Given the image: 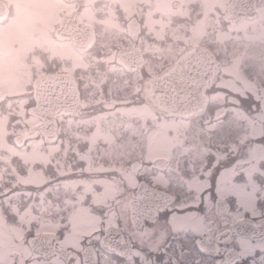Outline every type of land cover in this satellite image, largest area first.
I'll use <instances>...</instances> for the list:
<instances>
[{
	"label": "flooded vegetation",
	"instance_id": "obj_1",
	"mask_svg": "<svg viewBox=\"0 0 264 264\" xmlns=\"http://www.w3.org/2000/svg\"><path fill=\"white\" fill-rule=\"evenodd\" d=\"M171 73L195 89L187 103L196 115L166 109L154 80ZM211 89L230 90L235 100L223 96V106L246 130L221 140L212 171L198 172V199H209V180L224 164L258 206L264 0H0V264H75L85 250L110 264V250H155L172 238V228L147 238L140 214L196 201L163 193L158 205L152 185L156 172L187 180L188 154L212 147L211 126L225 113L210 114L207 140L203 119L193 127ZM244 96L253 100L248 110L237 108Z\"/></svg>",
	"mask_w": 264,
	"mask_h": 264
},
{
	"label": "snow or ice",
	"instance_id": "obj_2",
	"mask_svg": "<svg viewBox=\"0 0 264 264\" xmlns=\"http://www.w3.org/2000/svg\"><path fill=\"white\" fill-rule=\"evenodd\" d=\"M230 164L231 162H225ZM222 164L213 173L207 186L209 199H197L192 206L174 211H160L150 218L141 212V221L148 220L146 237L160 231L161 221L172 238L161 241L158 249L138 246L129 252L110 250V264H264V200L257 206L248 192L244 177L225 174ZM219 173V175H217ZM212 202L217 226L210 228ZM232 209H243L233 211ZM82 227L87 228L85 221ZM75 264H97L88 250Z\"/></svg>",
	"mask_w": 264,
	"mask_h": 264
},
{
	"label": "clouds",
	"instance_id": "obj_3",
	"mask_svg": "<svg viewBox=\"0 0 264 264\" xmlns=\"http://www.w3.org/2000/svg\"><path fill=\"white\" fill-rule=\"evenodd\" d=\"M251 76L252 74L249 73ZM213 77H209V81H212ZM207 87V85H205ZM195 91V89H193ZM230 90L220 93L215 89H211L208 96V104L207 107H202L203 116L198 118L196 122H194L193 127L199 123V119H203L204 124L206 125L204 129V137L205 140L208 139V121L213 118V115L217 112L223 111L225 113V119L219 121L211 126L213 129L211 140L212 147L207 151H192L188 154L187 160V168H182V172L187 180L183 182L176 180L175 177L169 175L168 177H164L161 172H156V177H159V183H153L152 191L157 193L156 197L153 199L158 205H162L164 203L163 193H167L173 198L178 197L180 201H195L197 200L201 193L200 185L195 182L196 176L198 172L207 169V171H212L213 166L216 161L214 155L212 154L218 147L221 146V140H224L225 143H232L234 140H238L241 136L244 135L246 130V123L244 121H240L236 118L235 113L231 110L225 109L223 106V96H227L229 100H235V97L229 95ZM203 96V91L200 93ZM253 103V100L250 96H244L240 103L237 105L238 109L248 110L249 105ZM261 107L264 108V101L261 103ZM219 137V138H218ZM187 152V149L185 150ZM207 178V176L205 177ZM112 179H116L113 177ZM141 183H144L142 180ZM120 200H126L129 193L125 189H119ZM119 204V201L117 202ZM119 213L121 217L123 216V208H119ZM209 224L215 226L217 224L216 218L212 217L209 220ZM42 226H53L52 221H43ZM167 231V228L164 227L163 221H161L160 232L163 235L164 232Z\"/></svg>",
	"mask_w": 264,
	"mask_h": 264
},
{
	"label": "water",
	"instance_id": "obj_4",
	"mask_svg": "<svg viewBox=\"0 0 264 264\" xmlns=\"http://www.w3.org/2000/svg\"><path fill=\"white\" fill-rule=\"evenodd\" d=\"M175 78V74L171 73L166 75L162 81L154 80V87L158 90L161 86L164 88V91L166 92V109L174 112L173 115L192 117L200 111L197 106H192L187 103V100L191 98L189 95H193L195 93L193 91L192 84L186 82L179 83L175 81ZM29 135L31 134L29 133L27 136Z\"/></svg>",
	"mask_w": 264,
	"mask_h": 264
}]
</instances>
